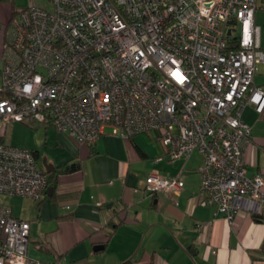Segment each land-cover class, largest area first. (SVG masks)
Returning a JSON list of instances; mask_svg holds the SVG:
<instances>
[{
  "label": "built area",
  "instance_id": "built-area-1",
  "mask_svg": "<svg viewBox=\"0 0 264 264\" xmlns=\"http://www.w3.org/2000/svg\"><path fill=\"white\" fill-rule=\"evenodd\" d=\"M48 1L0 23V193L37 199L47 185L33 150L4 140L7 125L42 122L79 145L108 125L122 137L153 132L168 161L198 151L199 202L227 221L244 206L264 213V180L245 167L251 127L240 116L244 105L264 106L253 81L264 63L256 0ZM183 184L155 170L144 187L177 194ZM28 234L29 222L0 203V264H40Z\"/></svg>",
  "mask_w": 264,
  "mask_h": 264
},
{
  "label": "crops",
  "instance_id": "crops-1",
  "mask_svg": "<svg viewBox=\"0 0 264 264\" xmlns=\"http://www.w3.org/2000/svg\"><path fill=\"white\" fill-rule=\"evenodd\" d=\"M10 14L0 5V23ZM253 17L264 51V0H256ZM256 74L261 75L257 80ZM253 81L264 90L263 62L257 63ZM240 116L251 127V137L243 143L246 171L259 172L264 180V106L258 111L244 105ZM57 132L43 157L55 167L78 160L80 169L58 173L54 185L46 186L37 199L22 196L27 200L17 207V214L8 206L14 216L29 222L27 253L32 259L40 264H264V213L244 206L229 222L215 205L200 204L198 151L168 161L166 147L153 132L147 133L158 161L165 158L164 165L171 167L161 176L180 175L184 181L177 194H150L130 171L140 156L149 154L134 136L114 134L107 125L88 147L65 131ZM191 157L198 161L187 169ZM148 200L156 210L153 217L150 208L143 209ZM123 213L126 218L119 221ZM150 230L148 243L141 244V233L146 236ZM106 231L111 232L106 244L95 251L93 245L102 243Z\"/></svg>",
  "mask_w": 264,
  "mask_h": 264
},
{
  "label": "rangeland",
  "instance_id": "rangeland-1",
  "mask_svg": "<svg viewBox=\"0 0 264 264\" xmlns=\"http://www.w3.org/2000/svg\"><path fill=\"white\" fill-rule=\"evenodd\" d=\"M31 2H33L35 5L38 6H43L46 8L51 7L48 0H12V3L10 0H4V1H0V5L5 6L7 8V14H9L11 12V7H12L11 4H13V8H19L26 6ZM1 54H2V37H0V63H1ZM260 76L261 75L256 74V80ZM57 133L58 132L56 131V129L51 125L44 128L42 122L31 121L29 123H23L16 121L10 125H7L4 135V140L17 146H22L32 150L36 149L39 154V162H41V158L44 155L46 156L47 154H49L48 150L54 144L50 141L56 138ZM133 136L138 142H140V144H142L143 148H146L149 151L148 156H140L139 161L130 166V171L137 176L139 185L142 186L144 185L146 181V177L150 173V171L156 170L157 172L158 171L160 172L159 173L160 175H162L167 168H171V167H166V165H164V161H167L165 160V158L162 159L160 158L161 161H158L159 160V158H157L158 155H156L154 148H152L154 142L147 137L146 133L139 132L134 134ZM195 154L196 151L193 152V155ZM193 157L190 158L191 161H193ZM191 161L187 162L186 165L187 169H191L193 167L192 166L193 163L196 165L198 160L196 161L194 159L192 163ZM177 164L178 162H174L172 168L176 169L178 166ZM25 200L27 199L20 195L0 193V202L9 207L11 206L13 214H17V207L23 204ZM142 205L144 211L148 212V209L150 208L149 200L147 201V203H143ZM148 214L153 217L154 215H156V210L150 208V212H148ZM152 228L155 229L156 226H152ZM152 231L153 230H150L146 236L144 235L145 237L143 236L144 233H141L139 239L141 244L148 243L149 238L152 235L151 234Z\"/></svg>",
  "mask_w": 264,
  "mask_h": 264
},
{
  "label": "trees",
  "instance_id": "trees-1",
  "mask_svg": "<svg viewBox=\"0 0 264 264\" xmlns=\"http://www.w3.org/2000/svg\"><path fill=\"white\" fill-rule=\"evenodd\" d=\"M0 1H4V0H0ZM11 1V3H12V0H10ZM11 14H10V17L11 16H13L15 13H16V11H17V9L18 8H13V4H11ZM24 7V6H23ZM20 8V7H19ZM144 132V131H143ZM144 133H149V131H145ZM134 134H136V133H131V134H128L127 135V137L128 138H132V136L134 135ZM132 141V140H131ZM94 144V143H93ZM92 145V144H91ZM91 145H86V146H91ZM33 152L35 153V155H36V151L35 150H33ZM40 163V162H39ZM41 164V163H40ZM78 169H80V164H79V161L78 160H72V161H69V162H65V163H63V164H60L59 166H56L55 167V169L53 170V171H50V172H46L45 171V175H46V179H47V185L46 186H48V185H54V183H55V181H56V177H57V175H58V173H67V172H73V171H75V170H78ZM126 218V213L124 214H122V215H120V216H118V220L119 221H123L124 219ZM110 234H111V232H104L103 233V241H102V243L105 245L106 244V240L109 238V236H110Z\"/></svg>",
  "mask_w": 264,
  "mask_h": 264
},
{
  "label": "water",
  "instance_id": "water-1",
  "mask_svg": "<svg viewBox=\"0 0 264 264\" xmlns=\"http://www.w3.org/2000/svg\"><path fill=\"white\" fill-rule=\"evenodd\" d=\"M41 164H42V166L46 172H50V171H53L55 169V165L52 162L47 161L45 157H43L41 159ZM103 247H104V244L101 242L95 243L93 245V249L95 251L101 250V249H103Z\"/></svg>",
  "mask_w": 264,
  "mask_h": 264
}]
</instances>
